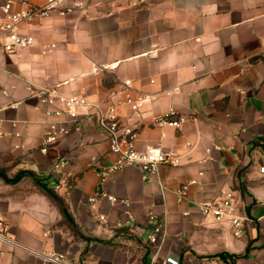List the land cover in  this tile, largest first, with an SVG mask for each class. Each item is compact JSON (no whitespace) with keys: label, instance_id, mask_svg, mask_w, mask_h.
I'll list each match as a JSON object with an SVG mask.
<instances>
[{"label":"crops","instance_id":"0c3cea01","mask_svg":"<svg viewBox=\"0 0 264 264\" xmlns=\"http://www.w3.org/2000/svg\"><path fill=\"white\" fill-rule=\"evenodd\" d=\"M134 1L63 0L72 6L67 14L21 24L35 42L20 56L0 41V171H33L70 215L26 175L0 179V219L20 242L80 264H163L168 256L179 264H264V0ZM40 87L85 95L91 111L116 106L139 132L137 149L173 151L181 163L161 165L149 180L135 165L103 179L99 172L118 155L94 114L42 152L54 117ZM169 110L186 118L179 128L154 124ZM62 156L68 163L56 169ZM193 178L198 183L179 201V187ZM222 190L235 193L240 236L228 219L199 212L200 201ZM108 194L131 203H112ZM152 215L165 231L156 242L147 238ZM33 263L50 264L0 239V264Z\"/></svg>","mask_w":264,"mask_h":264},{"label":"built area","instance_id":"2783aa9c","mask_svg":"<svg viewBox=\"0 0 264 264\" xmlns=\"http://www.w3.org/2000/svg\"><path fill=\"white\" fill-rule=\"evenodd\" d=\"M14 1L6 0L2 5L3 14L0 16V41L4 52L17 56L21 55L20 50L22 48L32 46L35 42L33 35L21 32L20 26L22 23L32 21L38 17L50 16L54 12L59 15H65L72 10V6L63 4V0H48L43 4L20 0L22 6L18 9L13 8ZM144 1H134L133 4ZM31 88L29 86V89ZM2 93L4 95L9 94L5 89L2 90ZM36 94L39 97L40 103L47 106V114L54 117V119L47 123L43 144L40 148L42 152H47L49 147L53 146L60 138L68 135L70 132L81 131L85 127L84 121L94 114L99 128L108 137L110 151L118 155L115 162L99 172L103 179L126 166L135 165L141 169L143 177L149 180L159 172L161 165L177 166L181 163L182 155L173 151L162 150L160 148L137 149L138 130L121 121L120 115L114 105H110L106 109L96 106L95 110L91 111L93 104L85 95L78 93L63 94L57 87H40ZM126 102L130 104L132 110L138 109L137 101L132 97H127ZM185 119L184 116H177L174 110H169L155 116L154 124L158 126L171 125L179 128ZM67 163V157L62 156L54 161V167L60 169ZM261 170L264 171V167ZM200 174H204V171H201ZM196 183H198V180L195 178L183 182L177 191L178 200H185L189 194L191 185ZM107 198L112 203L121 202L126 206H129L131 203L129 199L119 198L114 194H108ZM88 201L91 206H96L98 201L97 195L90 196ZM198 209L203 216L212 217L218 222L228 219L234 227L235 235H241L243 222L242 218L235 213L234 191L222 190L218 196L200 201ZM100 218L104 221L107 220V216L104 214H101ZM150 219L153 227L147 238L151 242H156L160 236L165 235L164 226L156 215H152ZM0 239L43 262L50 264H80L70 260L64 252L55 249L41 250L13 238L9 235V225L3 219H0ZM163 264H179V260L168 256L163 260Z\"/></svg>","mask_w":264,"mask_h":264},{"label":"trees","instance_id":"16d2710c","mask_svg":"<svg viewBox=\"0 0 264 264\" xmlns=\"http://www.w3.org/2000/svg\"><path fill=\"white\" fill-rule=\"evenodd\" d=\"M261 145L264 147V142H262ZM26 175L31 176L36 182V184L41 187L53 200H55L61 206L63 214L70 219L68 208L65 205L63 199L51 187L48 186V183L45 182L43 178L39 177L33 171L22 170L12 177L8 176L6 172L0 171V179H3L7 183H16ZM218 255H221L223 257L225 256L224 252H220Z\"/></svg>","mask_w":264,"mask_h":264}]
</instances>
